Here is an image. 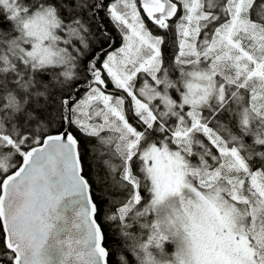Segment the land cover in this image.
<instances>
[{"label":"snow or ice","instance_id":"snow-or-ice-1","mask_svg":"<svg viewBox=\"0 0 264 264\" xmlns=\"http://www.w3.org/2000/svg\"><path fill=\"white\" fill-rule=\"evenodd\" d=\"M46 252L264 264V0H0V264Z\"/></svg>","mask_w":264,"mask_h":264},{"label":"water","instance_id":"water-1","mask_svg":"<svg viewBox=\"0 0 264 264\" xmlns=\"http://www.w3.org/2000/svg\"><path fill=\"white\" fill-rule=\"evenodd\" d=\"M77 199L78 198L76 196H69L65 197L61 202V211L65 213L69 222L74 216L75 209L79 206L78 203H74V201H77ZM57 227L58 229L63 227V222H61V224H59ZM45 255L49 257L51 264H59V261L61 260V256L58 252H46Z\"/></svg>","mask_w":264,"mask_h":264},{"label":"trees","instance_id":"trees-1","mask_svg":"<svg viewBox=\"0 0 264 264\" xmlns=\"http://www.w3.org/2000/svg\"><path fill=\"white\" fill-rule=\"evenodd\" d=\"M99 194V193H98Z\"/></svg>","mask_w":264,"mask_h":264}]
</instances>
